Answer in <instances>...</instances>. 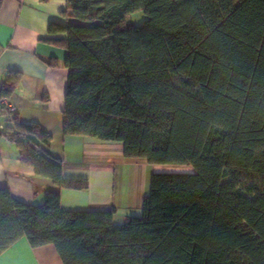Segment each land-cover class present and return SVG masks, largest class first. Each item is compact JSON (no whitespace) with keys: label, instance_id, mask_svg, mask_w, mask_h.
<instances>
[{"label":"trees","instance_id":"trees-1","mask_svg":"<svg viewBox=\"0 0 264 264\" xmlns=\"http://www.w3.org/2000/svg\"><path fill=\"white\" fill-rule=\"evenodd\" d=\"M66 2L48 25L64 37L47 39L66 52L63 134L191 170L152 173L140 215L121 223L113 208L62 211L57 191L28 204L0 186V253L25 237L63 264H264V0ZM136 10L146 18L128 23ZM20 79L8 70L0 99ZM6 113L22 164L87 187L43 149L50 133Z\"/></svg>","mask_w":264,"mask_h":264},{"label":"crops","instance_id":"crops-1","mask_svg":"<svg viewBox=\"0 0 264 264\" xmlns=\"http://www.w3.org/2000/svg\"><path fill=\"white\" fill-rule=\"evenodd\" d=\"M66 0H2L0 5V87L8 70H17L21 79L6 98L23 123H38L52 135L43 149L62 163L65 177L86 179L85 189L59 188L18 159L15 144L0 134V186L8 187L13 198L40 204L47 191L60 195L62 211L114 209V222L121 223L141 213L143 196L154 172L147 174L141 158H126L122 145L62 131L67 68L65 50L47 39L64 37L50 34L51 21L63 22L60 12ZM51 61V63L49 62ZM0 99V121L4 113ZM145 160V159H144ZM134 165L137 166L133 173ZM166 168V165L165 167ZM131 169V170H130ZM117 172L119 173L118 178ZM136 176L135 183H133ZM0 264H63L52 244L31 246L21 237L0 253Z\"/></svg>","mask_w":264,"mask_h":264},{"label":"rangeland","instance_id":"rangeland-1","mask_svg":"<svg viewBox=\"0 0 264 264\" xmlns=\"http://www.w3.org/2000/svg\"><path fill=\"white\" fill-rule=\"evenodd\" d=\"M146 18V15L143 13L142 10H136L132 13H130L126 20L128 23H131V24H135V25H138V24H141V22ZM143 163H145V172H147V174L150 172H153V170H160V171H170V170H177V171H180V167L182 166H171V165H166V168L165 165L163 164H152V163H148L146 160H144L143 158H141ZM133 173L135 174L136 173V170H137V166L134 165L133 167ZM131 170V169H130ZM182 170L186 171V170H191L189 167H186V168H183ZM119 176V173L117 172V176L116 178H118ZM135 179H136V176L134 177V180H133V183H135ZM137 180V179H136Z\"/></svg>","mask_w":264,"mask_h":264},{"label":"built area","instance_id":"built-area-1","mask_svg":"<svg viewBox=\"0 0 264 264\" xmlns=\"http://www.w3.org/2000/svg\"><path fill=\"white\" fill-rule=\"evenodd\" d=\"M1 103L6 112L13 113L15 111L14 107L10 105L8 102H6L5 98L1 99ZM3 129H4V123L0 121V134Z\"/></svg>","mask_w":264,"mask_h":264},{"label":"bare ground","instance_id":"bare-ground-1","mask_svg":"<svg viewBox=\"0 0 264 264\" xmlns=\"http://www.w3.org/2000/svg\"><path fill=\"white\" fill-rule=\"evenodd\" d=\"M12 114V113H11Z\"/></svg>","mask_w":264,"mask_h":264}]
</instances>
